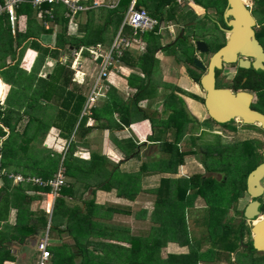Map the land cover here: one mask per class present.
<instances>
[{"label": "trees", "instance_id": "16d2710c", "mask_svg": "<svg viewBox=\"0 0 264 264\" xmlns=\"http://www.w3.org/2000/svg\"><path fill=\"white\" fill-rule=\"evenodd\" d=\"M30 1L24 0L15 9L17 15H24L27 18L26 28L24 30L18 28L15 35H11L7 15L0 17V78L11 87L5 100L7 107L0 106L1 166L7 170L12 169L15 173L46 179L62 165L65 168L66 183L61 187L49 216L44 208H41L40 203L44 202L38 195L47 193L49 189L35 185H12L6 177H0L2 180L0 264L9 260L7 249L11 243H24L29 235L40 239L44 236V230L48 225V236L52 229L59 230L58 226L62 222L54 225L55 216H60L65 221L63 232L71 235L77 223H81L77 233L85 239L80 240L78 234L72 235L78 250L77 254L81 258L78 264H213L218 259L223 260L221 264H264V253L257 252L252 247L251 232L250 228L245 226L243 211H235L237 217H234L238 218L237 229L230 223L234 217L226 215V206L241 197L245 191L246 175L261 161V155L256 156V152L248 154V157L243 156L244 158L240 153L243 165L247 166L240 172L242 177L240 183L227 182V178L219 183L224 187L231 184L229 192H225L224 189L216 190L213 178H202L198 175L178 179L160 177L159 181L150 180L149 191L154 199L153 208L150 213L141 211V217L137 222L142 225L139 226L138 235L133 237H129L122 229L114 228L108 221L112 217L111 214L129 215V211L121 207L97 206L101 208V211L98 212L97 208L95 213V209H92L94 203L88 201L89 199L84 201L83 209L80 206L67 207L65 198L74 196L77 183L84 190L94 185L91 188V195L96 188L110 190L107 184L116 178V170L122 162L114 164L106 155H95L93 152L88 161L75 157L76 147L80 144L87 146L85 138L91 131L102 128L111 133L122 132L134 122L148 121L151 129L148 141L157 143L155 147H158L159 151L166 152L167 158H155L145 162L140 170L149 175L159 173L169 176V174H175L176 168L184 163V157L191 154L190 151L180 150L178 145L184 135L190 131L191 127L188 128V126L191 121L183 109L182 98L174 92L180 90H174L170 84L157 83L153 77L158 64L156 52L162 50L165 52V57L175 54V51L172 53L169 50V46L162 47L159 36L153 32L143 33L138 37L145 43V50L138 55L126 48L122 49L120 56L114 54L119 62L131 70L127 75H118L120 80L131 89L125 99L109 83L103 86L106 89V99L99 103L86 104L87 98L82 93L85 91L82 86L79 89H69L73 77L70 63H62L58 58L62 54L68 57L71 50H78L81 47H83L81 54L89 56V46L104 45L103 43L107 42L105 35L109 36L108 41L111 39L113 41L122 25L130 0L124 1V8H126L124 11L120 7V2L114 9H92L79 14L76 18L78 33L75 35L69 33L68 20L64 18L63 7L57 5L54 7L51 19L59 26L60 32L54 34L55 41L52 47H44L40 43L41 37L52 31L44 29L40 21H36L37 11L32 8ZM170 4H177V0H147L145 8L152 17L160 20L162 17L159 18L158 12L162 8L166 9V6ZM48 7L44 6V8ZM171 16L170 13H166L163 18H171ZM122 34L128 38L132 36L130 28L125 26L122 27ZM262 34L264 37V33ZM26 48H31L38 53L34 68L30 72L20 68L19 64ZM47 57L55 60V66L51 73L43 74V77L36 79L40 67L47 65ZM8 59L9 62H7ZM180 62V58L174 56L172 63L179 65ZM252 88L256 90L264 103V74ZM12 90L21 93L18 96L19 100H12V97L10 98L12 102L9 100ZM158 92L161 96H158ZM4 94L5 85L0 79V100ZM142 102L146 103L145 106L141 105ZM160 104L162 109L158 110ZM49 108L56 111L49 116L50 122L44 124L45 114ZM25 117H27V124L20 131L17 129L18 124ZM88 120H93L95 124L87 125ZM51 125L59 131L58 135L67 144L65 152H55L43 147V140ZM4 128L8 130V133L4 131ZM113 144L124 154L125 160L135 155L137 157L138 149L143 146L142 142L137 145L131 137L115 139ZM151 147L153 153L154 144ZM209 152L211 151H207L206 154H210ZM107 165H110V168H107ZM203 165L209 167L204 163ZM137 172L140 173L139 170ZM91 174L96 176L93 180L95 184H90L85 179L86 175ZM98 174L100 177L97 176ZM124 176V181H121L120 185L124 184L127 189L116 191L120 197L124 196L132 200L138 188L137 175L124 174ZM69 178L74 179L75 183L68 182ZM197 197L203 198L208 204L206 209L200 211L202 212L199 216L200 226L202 223L208 231V242L217 241V247H219L217 250L211 247L202 249L203 242L197 238L193 240L191 237V227L197 219L194 216L192 218L188 213ZM80 200H82L81 197ZM34 201L37 204L31 209ZM103 209L104 214H102ZM11 212H14L13 224L9 221ZM261 214H264V206ZM72 223L74 226H70ZM147 226L149 230L145 237ZM58 233L62 235V230ZM246 234L249 240L243 243ZM108 235L115 237L117 242H126L129 246L90 240V238H108ZM170 243L179 246L181 252L162 256L161 250ZM61 246L66 247L65 244ZM240 246L241 251L237 253L239 257L236 261H231L230 253ZM92 247L95 251H91ZM100 247L102 250L98 253L97 249ZM219 251L222 255L218 253ZM53 254L55 256V253Z\"/></svg>", "mask_w": 264, "mask_h": 264}, {"label": "rangeland", "instance_id": "374dc122", "mask_svg": "<svg viewBox=\"0 0 264 264\" xmlns=\"http://www.w3.org/2000/svg\"><path fill=\"white\" fill-rule=\"evenodd\" d=\"M104 1H106V0H104ZM124 1L125 0H122L121 1V4H120V7H122L123 11L126 9V8H124L125 7V2ZM146 1L147 0H139L137 6H140V7H144L145 8ZM175 6H177V5H175ZM21 17H24L26 19V16H24V15H21ZM165 20H168V19H165ZM172 20H173L172 18H169V21L171 22V25H173ZM21 21L22 22L20 24H21V28H22L23 27L22 24H23L24 20L21 18ZM167 26H168V24L165 23L164 29H161V30L157 29V34L158 35H156V36H159V39H160L159 42H160L161 46H164V45L170 43L172 41V38L174 37L173 35H170V32L172 31V33H173V31H174V27L172 29H170V28H167ZM205 26H206V22H200L197 26L194 27L195 28L194 30H196V33H199L201 35L204 34V33H208V34H211L212 36L216 37L213 33L216 32V31H218V30L217 29H214V28H210L209 26H206V27ZM211 27H212V25H211ZM188 32L189 31L186 30V35H190V33H188ZM148 33H151V32H148ZM111 41H112V39H111ZM206 42L209 45H211L212 42H213V40H209L208 39ZM133 43L134 44H131L130 46L134 47V48L131 49V51L135 55H138L139 50L140 51L141 50L144 51L142 49L143 45L141 43H138L136 41H134ZM109 44L110 43L108 41V45L107 46H109ZM174 46H176L175 49H173ZM185 47H187V42L186 41H180L178 43H175L173 46L171 45V47L169 48V50L172 53H174V51H175V53L178 52L181 55L180 51H182ZM102 50L104 51L106 49H102ZM78 56H79V54H77L76 57H78ZM79 62H80V59H79ZM79 62H77L74 66H75V69L77 70V74L80 75L79 78H78V82H80V84H82L84 82V79L83 78H84V73L86 71L84 72L83 70H81L79 68L80 67V65H78ZM83 65H84V67H86V64L84 62H83ZM100 65L101 64H99V65L97 64L96 67L94 68V70H91V67H89V65L87 66L86 76L89 77L90 82H91V85L93 84V82L95 81V79L98 78V75H100V73H99V71H100ZM169 66H171V64H170V62H167V59L166 58H164V60H162V61L158 59V64H157V66L155 68V75H153L154 79L157 82H158V79H160V77L163 76L161 74V72L164 71ZM171 69H172L173 73H175V71L177 72L174 64H172V68ZM170 72H171V70H167L164 73L169 74ZM109 77H111V75ZM86 84L88 85V83H86ZM197 94H198V92H197ZM98 95H99L98 93L97 94H94L93 91H91L90 95L88 96L87 103L88 102H90V103L95 102ZM158 96H161V93L160 92H158ZM188 108L191 109L193 111V113H195L197 116L200 115V113H201V110H200L201 107L197 103L195 104L193 101H189ZM203 116H204V114H202V117ZM88 121L91 122V125L92 124L93 125L95 124V122H93L91 120H88ZM197 126L198 125H196V127ZM136 128H137L136 126H134V128H132V126L130 128V126H129L126 129V131H124V133L121 134V136H126L127 135L128 137H131L134 141L137 142V145H140L141 142H142V144H144L143 142H145V141H147V143H148V139L147 140L146 139H143L141 141L139 140V137H138L139 136L138 135L139 133L136 132V130H137ZM213 130H216L220 134L224 135L221 138L222 140H225L224 142H229L230 139L245 138L247 135H250V133L242 132V131H238L235 134L229 133V132H226V131H222L221 128H219L215 124H213ZM100 135H102L101 132L94 130V132H92V133L89 134V136H88L89 138L87 140V143H88L89 139H90V142H91L92 139H95V138L98 139V137H100ZM254 135H256V137H260L258 134H254ZM254 135L251 136V137H254ZM259 139L264 140V136H262ZM57 140L58 139H56V141ZM189 140L190 139L188 137H186L184 139L182 138L180 140L179 148L182 149L183 151H188L191 148L190 147L191 143L193 144V142H190ZM191 141H193V140L191 139ZM194 141H195V139H194ZM198 141H199L200 144L202 142V144H201L202 146L201 147H194L193 148V150L196 152L195 155H190L189 154V155H186L184 157V163L176 168L175 174H172V175L169 174V176H168V175H163V174L159 175V173H158L157 176H155L154 178L156 179V181H158L159 177H171L170 179H178V178H181V177H189L193 173H201V172L204 171V176L205 177L213 176L216 180H218V181L215 180V182H214V187H215L216 190L224 189L225 192H229L231 190V187H232L231 184H230V186H227L226 185V187H224L223 185L219 184L220 183L219 181H222L224 179V177H226L227 178V182L230 181L231 183L232 182L233 183H236V184L239 183V181H240V172H241V170H243V168H246L247 167V166H244L245 164L243 165L242 158H244V157L240 158V153H243L242 146L237 145L235 147H232L231 146V147H228V148H224L223 149V152L225 153V155H224L223 152H222V150H219V148H220V147H218L219 145L216 146L217 143H218V140L216 138H214L210 142L211 148L210 149L209 148H206V151H209V150L213 149L214 146H216L217 148L215 147L214 150L221 151L222 154L218 155L217 157L209 156L208 158L204 159L203 160V163L206 164L207 166H209L208 168L207 167L205 168V165H202L201 164V161H202L201 159L204 158L203 157L204 155L202 154V151H204V148H205L204 147V144L206 142H204L202 139L201 140H198ZM219 142H220V144H222L221 141H219ZM104 144H105L104 141H102V146L101 147H105ZM98 145L100 146V143ZM97 147L98 146L95 145V144L93 145L92 148H88L87 147L88 149H86L84 147H80V146L78 148L76 147V152L74 153V155L75 156H79L81 158L89 159V157H90L89 154H90L91 150L93 152L94 151H98V150H96ZM50 149L53 150V151H57V152H61L62 153L63 151L64 152L66 151L67 144H65L63 141L62 142L57 141L55 144H50ZM112 150L110 151V154L108 153V155H112V157H114L115 160L122 159L120 156H118L116 154V152H115L114 149H112ZM150 150H151V148H149L146 151L144 150L143 151L144 153L142 152L143 155H146L145 162H148L150 160L155 159V157L152 155V151H150ZM209 153L212 154L213 151H211ZM230 154H232V156ZM117 156L119 158H117ZM135 160H136V155L133 156V157L128 158V163H126V164L124 163L125 165L123 167L121 165L118 166V169L116 170L117 171L116 178H113L111 180V182L107 184V186L109 185V188H111L110 190L103 189V188H96L95 187L96 190H94L93 195H91V193H89V192H91V188L94 185L88 187L87 190H84L83 188L78 187L81 190L77 191L76 192L77 194L75 196L76 197H81V199H82V196H84V194H88V196H90V198H89L88 201H90L92 203H96V205L93 204V207H92L93 210L95 209V213H97V208H98V212L101 211V208L100 207H97V206H102V207H106V208L107 207L127 208L128 206H126V205L123 206V204L121 205V204H118L116 202H113L114 200L111 201V199H116V197H117V195L114 192V190H118V189L119 190L120 189L126 190L127 189L124 186V184H121L120 185V182L121 181H124L125 176H119V174H127V175H132V176L139 174L137 172L138 170H134ZM118 163H120V161L119 162H114V164H118ZM156 166H157V164H156ZM107 168H110V165H107ZM215 171H218L219 173H217ZM94 175L93 174L88 175V176L86 175L85 176V179L90 184H92L94 178L96 177ZM97 176L100 177L99 174ZM147 176L150 177L149 174H147ZM67 181L70 182V183H73V184L75 183V180L72 179V178L67 179ZM77 184L79 185V183H77ZM93 184H95V182ZM137 186H139V185L137 184ZM112 191H113V194H112ZM222 192H223V190H222ZM31 193H33V192H31ZM146 193H147V191H146ZM38 195H40L42 198L44 196L43 194H38ZM118 196H120V195H118ZM66 198H67V202L70 204V205L66 204L67 207H72L74 204L81 205V202H78L77 199H75V198H74L75 200L74 199H71V197H66ZM117 198L119 200H121L123 198V196L117 197ZM124 200L127 203H128V201H130L128 198H125ZM249 200H250L249 197L243 196L238 201H236L234 204L233 203L232 204L233 205H236V210L240 211ZM263 200H264V196H263ZM146 201L147 202H145V204L143 206H142V202L143 201L137 200V202H132V204L130 206V209L132 210V215L131 216H128L127 217L125 215H119V214H116L115 215V214H111L112 217L109 218L108 221H110V223L113 224L114 228L122 229V231H126L125 234H128L129 237H133L134 235H138V233H139V226L141 227V225H142V224H138V222H137L139 220L138 214L139 215L141 214L140 213V209H143V208L147 207V209L145 208L146 209V213H150V210L152 209V207H150L151 206L150 203H152L153 201H152V197L150 196V194L147 195ZM36 204H37L36 201H34L32 203V207H35ZM225 204L226 203H224V205ZM232 204H231V206H232ZM40 205H41V203H40ZM119 205H121V206H119ZM207 206H208V204L203 200V198L197 197L193 201V204L190 207V209L188 208L189 209L188 215L190 216V214H191L192 218L194 216L195 219H197V221H194V223L192 224V227H191V237H192L193 240H196V238H197V239L201 240V242H203L201 244L202 249H206L207 247H211V248L217 250V248H219V247H217V244H218L217 241H212L211 243L208 242V231L202 226V223H201V226H200L199 216L201 215L200 213H202L200 211L206 209ZM41 208H44V210H45L46 209L45 204H42L41 205ZM233 209H234V207L231 208L230 210H226L227 217H234V216H236L235 215V211L236 210H233ZM104 213H105V211L103 209L102 210V214H104ZM262 215H264V214H262ZM236 217H234L233 220L231 219L230 223L232 225H234L235 228L237 229L238 218H236ZM57 222L58 223L59 222L64 223V221L62 220V218L60 216H55L54 217L53 224L55 225ZM70 226H74V224L72 223ZM80 226H81V223L80 222L77 223V225L73 228V233H75L76 235L78 234V238L80 240H82V238L84 236H82L79 233H77L78 228ZM245 226L251 228L252 222L251 221H249V222L246 221L245 222ZM148 230H149V228L147 226V228L145 230L146 231V234H144L145 237H146V235L148 233ZM53 232H56V231L53 230V229L51 230V235L49 236V242H50V244H52V246H53L52 247L53 253H55L56 255H55V262L53 263L52 262L53 259H52L51 262H50V264H71V262H72V256H71L70 252L67 250L68 247L67 246L66 247L61 246L60 238L59 237H54L53 236ZM108 234L109 235H112V233H110V232H108ZM109 235H108V238L107 237L99 238V241H97V242L109 243V244H121L123 246H129V245L126 244V242L125 243H123L121 241L120 242H117V240H115L116 239L115 237H111ZM93 239L94 238H90L91 241ZM248 240H249V237L246 234L245 237H244V239H243V243L247 242ZM69 241L71 243H73L71 239ZM71 243L69 244V246L72 249L74 246H72ZM76 250H77V248L74 249V251H76ZM97 250H98V253H99V252H101L102 248L100 247ZM91 251H95V248L92 247L91 248ZM240 251L241 250L237 249V250H234L233 253H230V255H231V257H230L231 258V261H234V260L236 261L237 260V258L239 257V256H237L238 255L237 253L238 252L240 253ZM167 253L179 254L180 251H179V249H177V245H175V244H172L171 245L170 244L168 246L163 247V249L161 250V255L162 256H166ZM218 253L222 255V252L221 251H219ZM67 255H68V257H67ZM222 261L218 259V260L214 261L213 264H221Z\"/></svg>", "mask_w": 264, "mask_h": 264}, {"label": "flooded vegetation", "instance_id": "af4514ba", "mask_svg": "<svg viewBox=\"0 0 264 264\" xmlns=\"http://www.w3.org/2000/svg\"><path fill=\"white\" fill-rule=\"evenodd\" d=\"M175 5L170 4L166 6V9L162 8L158 12L159 18L160 17L162 18L160 20L158 19V21L160 23V26L163 27V29H164L165 23L168 24L167 28L172 29L174 27L173 33L172 31L170 32V35L174 36L172 38V41L164 46L171 47V45L173 46L175 43H178L180 41L187 42V47H185L182 51H180L181 55L178 52H176L173 56H170V57H171V60H174V56H177L180 58L181 62L179 63V65H181L184 68L183 72L185 73V76L189 84L187 90H185V88H182L180 85L179 86L177 85L179 87L178 90L180 89L181 90L179 92L175 91V94L178 93L176 95L179 97L181 96L179 94H182L183 97L187 98V100L193 101L195 104L197 103L201 107L200 109L201 113L200 115L197 116L195 113H193L191 109L188 108V104L186 100H184L183 97H180L182 98L184 102L183 109L191 121L190 125L188 126V128L191 127V129L183 137V139L188 137L190 139L189 141L193 142V144L191 143L190 145L191 150L190 149L188 150L191 153L190 155L196 154L193 148L201 147L202 142L200 144L198 140L202 139L204 142H206L204 144V147H205L204 151H202V154L204 155L203 156L204 158L201 159L202 165H203V160L208 158L209 156L217 157L218 155L222 154L224 148H228L231 146L235 147L237 145L242 146V149H243L242 157L243 156L248 157V154L256 152L257 153L255 154L256 156H258V154L261 155L260 163H262L263 162V151H264V140L259 139V138L264 136V131L261 129L260 125L259 124H244L242 120L238 118H233L224 124H218L209 117L208 112L205 108V104H204L206 92L204 91L201 85V79L205 74H207L211 57L216 52L221 51V49L225 47L229 49L228 41L231 36V31L233 30L229 22L233 20V17L227 14V11L231 8V6L228 3V0H177V4ZM243 5L246 7V9L249 11L250 15L254 19V25L251 26V29L253 31L254 37L256 38V40L258 41V43L260 44L264 52V37L262 36L263 35L262 33H264V0H243ZM166 13H170L172 15L171 18L173 19L172 20L173 25H171L169 18H163ZM165 19H168V20H165ZM200 22H206V26L217 29L218 31L213 33L216 37L208 33H204L202 35L199 33H196V30H194L195 29L194 27L197 26ZM186 30L189 31L188 33H190V35H186ZM208 39L213 40L211 45H209L206 42ZM246 47L250 48L248 44ZM174 48H176V46ZM233 56H234V59L232 61H225L222 54H219L217 56V57H220L219 59L220 67L219 68L214 67V86L215 88H226L232 91L234 94L238 91H245L247 93H250L252 95L250 107L253 110H256L264 114L263 100L261 99L259 94L256 92V90L252 88L253 86L256 85L258 81H260V78L264 74L263 73L264 71L254 70L252 68L251 65L253 61L255 60L253 56H250V55L242 56L240 53H236V55H233ZM195 59H197L203 65L204 70L199 68L194 63ZM240 59L249 61L250 63L249 68L240 67V64H239ZM202 114H204L203 117H202ZM213 124L221 128L222 131H226V132L233 133V134H235L238 131H242V132L250 133V135H247L245 138L230 139L229 142H224L225 140L221 139L224 135L220 134L216 130H213ZM196 125L198 126L196 127ZM252 134L253 135L258 134L260 137H256V135H254V137H251L253 136ZM214 138L218 140V143L216 146L219 145L218 147L221 148V149L219 148V150H222V152L214 150V148L216 147L214 146L213 149L209 150V151H213V153L206 154L207 152L206 148H209V149L211 148L210 142ZM191 139L193 141H191ZM219 141H221L222 144H220ZM178 145H180V142ZM223 154L225 155L224 152ZM260 163H258L257 165H259ZM215 172L219 173L218 171H215ZM248 174L246 175V178H245V191L242 193L241 197H239L235 201H231L230 205L226 206L227 210H230L233 207H234L233 210H236V205H233V204L236 201H238L240 198H242L243 196L249 197V195L247 194ZM194 175L201 176L202 178H213L214 180H216L213 176L205 177L204 171L201 173H193L191 176H194ZM225 178L226 177H224V179ZM240 178H242L241 173H240ZM260 183L263 186V193L260 195V197L257 200L260 203L259 211L261 212L264 206V200H263L264 178L261 180ZM250 201H253V199L250 198V200L244 205V207L240 211H244L246 205ZM242 246L247 247L244 244H242ZM238 249L240 250L241 246Z\"/></svg>", "mask_w": 264, "mask_h": 264}, {"label": "crops", "instance_id": "0c3cea01", "mask_svg": "<svg viewBox=\"0 0 264 264\" xmlns=\"http://www.w3.org/2000/svg\"><path fill=\"white\" fill-rule=\"evenodd\" d=\"M103 9H108V8H103ZM95 10H99V9H95ZM46 20L48 21V26H49V28L48 29H50L51 31H52V33H49V34H47V35H43L42 37H41V39H40V43H41V45L42 46H44V47H52V45H53V43H54V41H55V35L54 34H57V33H59L60 32V28H59V26H57L55 23H53L52 22V20H49L48 18H46ZM36 21H40V17H38L37 16V19H36ZM20 22H22L21 20H20ZM40 23H41V21H40ZM43 26V25H42ZM26 28V21H25V25H23V27L21 28V24L19 23V30H24ZM45 29V28H44ZM69 33L71 34V35H75L76 33H78V26L77 27H75L74 29H73V32H70L69 31ZM156 35H158L157 33H156ZM140 36V35H139ZM138 36V37H139ZM105 38H106V40H107V42L106 43H103L104 45H102L103 46V48L104 49H108V47L110 46V44H111V40H109V46H107L108 45V39H109V36L108 35H105ZM135 41L136 42H138V43H141L142 45H143V47H142V49L143 50H145L144 48H145V43L142 41V40H138V39H135ZM142 41V42H141ZM134 42V41H133ZM132 42V44H134ZM90 47H92V46H89V48ZM132 48H134V47H130V49H129V51L130 52H132L131 51V49ZM141 52H143L142 50L140 51L139 50V52H138V54L139 53H141ZM77 50H71V52L69 53V55H68V57H66V55L65 54H62L59 58H58V60L60 61V62H62V63H67V64H69L70 63V69L72 70V72H73V77H72V79H71V81H72V84H70V86H69V89H73V88H76V89H79V88H81V86L82 87H84V89H85V91L84 92H82V93H84V95L86 96V98H87V100H88V96L90 95V93H91V91H93L94 90V93L95 94H99L98 96H97V98H96V101H95V103H99L100 101H104V99H106V89H104V84L105 83H109V84H111V85H113L117 90H118V92L120 93V95L125 99L128 95V93L131 91V89H130V87H127L126 86V83H123V81L122 80H120V78H119V76L118 75H120V74H124V75H127V74H129L130 72H131V70L130 69H128L125 65H123L121 62H119L118 63V65H117V67L116 68H114L112 71H110L109 73H108V75H107V78L105 77V78H103V79H101L100 81H99V83L96 85L95 83L97 82V80L98 79H100L99 78V75H98V78L97 79H95V81L93 82V84L91 85V82H90V79H89V77H87L86 76V72H87V66L89 65V67H91V70H94V68L96 67V65H97V62H93V60L92 59H90L89 58V56L87 55V56H83L82 54H80L79 53V56L78 57H76L77 56ZM162 53V54H161ZM165 54L161 51V50H159L158 52H156V58H158L159 60H164V58H166L167 59V62H170V64H171V66H169V67H167L164 71H162L161 72V74L163 75L162 77H160V79H158V82L157 83H164V84H170L171 85V87H173L174 88V90H177L179 87V85L182 87V88H185V90H187L188 89V86H189V84H188V81H187V78H186V76H185V73L183 72V67L181 66V65H174L175 66V68H176V70H177V72L175 71V73H173V71H172V60H171V57H169V58H167V57H165L164 56ZM37 56H38V53L36 52V51H34L33 49H31V48H26L25 50H24V52H23V55H22V58H21V60H20V68H23V69H25L26 70V72H30L31 71V69L32 68H34L33 67V65H34V63H35V60H36V58H37ZM72 57V58H71ZM47 59V65H42L41 67H40V69L38 70V76H37V78L36 79H40V77H43L44 75L43 74H49V73H51L52 72V70H53V67L55 66L54 64H55V60H52L50 57H47L46 58ZM79 59H80V62H79ZM7 62H9V59L7 60ZM77 62H79L78 63V65H80V69L81 70H83L85 73H84V82L82 83V84H80V82H78V78H79V76L80 75H78L77 74V70L75 69V64L77 63ZM83 62L86 64V67H84V65H83ZM100 64V63H99ZM98 64V65H99ZM167 70H171V72L169 73V74H167V73H164L165 71H167ZM99 73H100V71H99ZM111 75V77H109ZM1 79V81L3 82V84L5 85V94H4V96H3V98L0 100V106L1 107H3V108H6L7 107V104H6V102H5V100H6V97H7V95H8V93H9V90H10V85L9 84H7V83H5L3 80H2V78H0ZM23 81H25V80H23ZM23 81H21V82H23ZM34 83L36 82V80L35 81H33ZM86 83H88V85L86 84ZM94 85H96V86H94ZM178 85V86H177ZM181 90V89H180ZM14 91L15 90H12V92L10 93V97H9V100L11 101V97H12V100H19V95L21 94V93H19V92H17V91H15V93H14ZM175 92V91H174ZM122 93H125V94H122ZM176 94H178V93H176ZM179 95H181L180 97H183V95L182 94H179ZM184 98V100H186V102H187V104L189 103V100H187V98L186 97H183ZM8 100V101H9ZM12 102V101H11ZM92 103H94V102H92ZM86 104H87V101H86ZM85 104V105H86ZM145 102H142L141 103V105H143V106H145ZM15 106H17V105H15ZM15 106H13V108L15 107ZM91 106V105H90ZM160 106V107H159ZM158 106V110H161L162 108V105L160 104ZM12 108V109H13ZM89 110V109H88ZM55 109H52V108H49V110H48V112H47V114H45L46 115V118L44 119V124H48L49 122H50V118H49V116H51V115H53V113H55ZM91 121H93V120H91ZM94 122V121H93ZM27 124V117H25L24 119H22V121H21V123H19L18 124V130H20L21 131V129L25 126ZM87 125H89V126H91V122H89V121H87ZM93 125V124H92ZM30 126H31V124H30ZM131 126H132V128H134V126H136L137 128V130H136V132H138L139 134V140L141 141V140H143V139H148V136L149 135H151V129H150V125H149V123H148V121H146V120H143V121H138V122H134L133 124H131L130 125V128H131ZM126 129L127 128H125L122 132L120 131V132H112L111 133V131H108V130H103L102 128H98V129H94L95 131H99V132H101L102 133V135H100V137H98V139H92L91 140V142H90V139H89V141H88V143H87V140H88V136L85 138V140H86V143H87V146H83L82 144H80L79 146L80 147H84V148H86V149H88V148H92L93 147V145L95 144V145H97L98 147H97V149L96 150H98V151H92L91 150V152H90V154H89V156L91 157V153L93 152L95 155H106L107 157H108V159L111 161V162H121V166L123 167L126 163H128V160H125L124 159V154L123 153H121L118 149H117V147L113 144V142H114V140L115 139H122V138H129L127 135L126 136H121V134L122 133H124V131H126ZM142 129V130H141ZM94 130L93 131H91V133L92 132H94ZM4 131L6 132V133H8V130L6 129V128H4ZM58 130L56 129V128H54L52 125L49 127V130H48V133H47V135L45 136V138H44V140H43V143H42V145H43V147H46L47 149H50V144H55L57 141H60V142H64V139H62L59 135H58ZM120 134V135H119ZM58 137V138H57ZM4 139V138H3ZM56 139H58L57 141H56ZM1 141H2V139H1ZM1 141H0V143H1ZM102 141H104V145H105V147H101L102 146ZM77 142V141H76ZM91 143V144H90ZM100 143V146L98 145ZM144 144H143V146H141L139 149H138V156L136 157V160H135V167H134V170H139V174L137 175V179H138V188L136 189V194H135V197L133 198V200H130L129 198V200L130 201H128V203L124 200L125 199V197L123 196V198L121 199V200H119L117 197H120V196H118V194H117V191L116 190H114V192L116 193V195H117V197H116V199H111V201L112 200H114L113 202H116V203H118V204H123V206L124 205H126V206H128L127 208H122V209H124L125 211H129V215H125V216H131L132 215V210L130 209V206H131V204H132V202H137V200H140V201H143L142 202V206L145 204V202H147L146 201V198H147V195H149L150 194V196H151V193H150V191H149V189H151L150 188V185H151V183H149V181L150 180H156L154 177L155 176H157V174H151L150 175V177H148L147 176V173H145V172H142L141 173V165L143 164V163H145V158H146V155H143L142 154V152L145 150H148L149 148H151V150L150 151H152L153 150V148L151 147V145H153L154 144V152L152 153V155L156 158V159H166L167 158V154H166V152H163V151H159V150H157L158 149V147H155L156 146V144L157 143H152V142H149L148 141V143H147V141H145V142H143ZM146 143V144H145ZM78 146V147H79ZM77 147V148H78ZM88 147V148H87ZM99 148V149H98ZM112 149H114L115 150V152H116V154L118 155V156H120L122 159H119V160H115V158L114 157H112V155H108V153L110 154V151L112 150ZM113 151V150H112ZM55 152H57V151H55ZM78 152V151H77ZM144 153V152H143ZM117 156V158H119ZM75 157H77V158H79V159H82V160H85V161H88L89 159H85V158H81V157H79V156H75ZM89 157V158H90ZM127 161V162H126ZM125 163V164H124ZM12 170V169H11ZM12 171H14V170H12ZM125 175H127V174H125ZM159 175H161V174H159ZM158 175V176H159ZM33 176V175H32ZM122 176H124V174H122ZM152 177H153V179H152ZM159 179H160V177H159ZM159 179H158V181H159ZM2 180L0 179V186H1V182ZM80 185H76V191L74 192V196L73 197H71V199H77V201L78 202H81V205H79V204H74L72 207H74V206H80L82 209L84 208V201H86L87 199H89L90 198V196H88V194H84V196H82L83 198H82V200H80V197H76L75 195L77 194L76 192L77 191H79V190H81L80 188H78ZM146 191H147V193H146ZM89 193H91L92 194V191L91 192H89ZM112 194H113V191H112ZM67 197H69V196H67ZM42 198V197H41ZM74 199V200H75ZM152 201L154 202V200H153V198H152ZM151 201V202H152ZM42 202H44L43 204H45V201H44V196H43V198H42ZM65 202H66V204H68V205H70L68 202H67V198H65ZM153 202L152 203H150V207H152L153 208ZM125 203V204H124ZM95 205H96V203H94ZM42 205V204H41ZM99 205V204H98ZM121 205H119V206H121ZM145 207V206H144ZM32 208H34V207H32L31 206V209ZM146 209H147V207H145ZM145 208H143V209H140V213H141V211L143 212V211H146V209ZM116 215V214H115ZM120 215V214H119ZM138 217H141L139 214H138ZM13 220H14V212H11V215H10V223L11 224H13L14 222H13ZM61 225H59L58 226V228H59V230H62V235L60 234V233H58V231L59 230H57L56 232H53V236L54 237H59L60 238V242H61V244H65L67 247H68V251L70 252V254H71V256L73 257V263L72 264H78L79 262H80V257L78 256L79 254H77V251L78 250H76V251H74V249L76 248V246L74 245V238H73V234H75V233H73L72 235L71 234H69V233H67V232H63V228H64V224H65V221H64V223H60ZM45 231V230H44ZM44 231H43V233H44ZM50 235H51V232H50ZM72 240V242L73 243H71L69 240ZM83 240L85 239V238H82ZM39 239L38 238H35L34 236H32V235H29V236H27V238H26V240H25V242L24 243H18V242H14L13 244L11 243L10 245H9V247H8V252H7V254H8V259L9 260H5L4 261V263L3 264H33L34 263V261L36 260V256H37V250H36V242L38 241ZM93 241H99V239H96V238H94L93 239ZM72 244V246H74L72 249H71V247L69 246V244ZM171 245H172V243H170ZM169 244V245H170ZM176 245V244H175ZM168 246V245H167ZM52 244L50 245V248H51V253H52V259H53V263L55 262V256H54V254H53V250H52ZM177 249H179V251L181 252V248L179 247V246H177ZM168 254V253H167ZM56 255V254H55ZM67 257H68V255H67Z\"/></svg>", "mask_w": 264, "mask_h": 264}, {"label": "built area", "instance_id": "2783aa9c", "mask_svg": "<svg viewBox=\"0 0 264 264\" xmlns=\"http://www.w3.org/2000/svg\"><path fill=\"white\" fill-rule=\"evenodd\" d=\"M139 0H130L128 8L125 12L124 20L119 29V32L115 36L107 51H103L99 44L96 48L90 50V55L93 61L101 58V69L99 78L107 77L108 73L117 67L119 61L114 57L122 54L123 48H130L135 37L139 34L146 32H155L156 29H163L157 18L152 17L146 8L138 7ZM24 0H2L0 1V17L7 15L10 26L11 35H15L19 28L21 18L26 19L16 14L15 9L19 7ZM121 0H31L32 8L37 11V16L40 17L41 24L45 29H48V21L52 20L54 7L60 5L64 9V18H66L69 31L73 32V29L77 27L76 18L79 14H84L92 9H114L118 6ZM44 6L48 8H44ZM47 16V17H46ZM126 26L131 29L132 37L129 39L122 34V27ZM157 33V32H155ZM98 84V81L96 85ZM95 85V86H96ZM94 93V90H93ZM95 94V93H94ZM89 103V102H88ZM2 154L0 153V177H6L11 181L13 185H35L49 189L47 193H43L45 201V212L52 213L54 201L58 196V193L62 186L66 183L65 168L60 165L57 171L53 172L48 178L42 179L37 176L23 175L21 173H15L12 170L4 169L1 166ZM49 225L45 229L44 236L40 238L36 243L37 256L33 264H50L52 260V254L50 251V242L48 236Z\"/></svg>", "mask_w": 264, "mask_h": 264}, {"label": "water", "instance_id": "95a60500", "mask_svg": "<svg viewBox=\"0 0 264 264\" xmlns=\"http://www.w3.org/2000/svg\"><path fill=\"white\" fill-rule=\"evenodd\" d=\"M228 3L231 8L227 14L233 17V20L229 22L233 28L228 41L229 49L225 47L211 57L207 74L201 79V85L206 92L205 108L209 117L218 124H224L233 118H238L244 124H259L264 131V114L250 107L252 99L250 93L238 91L234 94L229 89L215 88L214 86V67H220V57H217L219 54H222L225 61H232L233 55L236 53H240L242 56H253L255 60L251 65L252 68L264 71V52L251 29V26L254 25V19L243 5V0H228ZM247 44L250 48L246 47ZM99 63H101V57L97 60V64ZM194 63L204 70L203 65L197 59L194 60ZM239 64L243 68L250 66L249 61L244 59H240ZM263 178L264 151L263 162L257 165L247 176V194L253 201H250L243 211L245 221L252 222L250 229L252 247L261 253H264V215L259 211L260 203L257 199L263 193V186L260 183ZM259 217L262 219L254 224V220Z\"/></svg>", "mask_w": 264, "mask_h": 264}, {"label": "clouds", "instance_id": "9594fccd", "mask_svg": "<svg viewBox=\"0 0 264 264\" xmlns=\"http://www.w3.org/2000/svg\"><path fill=\"white\" fill-rule=\"evenodd\" d=\"M19 16H20V15H19ZM124 16H125V15H124ZM26 20H27V18H26ZM123 20H124V19H123ZM125 27H126V26H125ZM130 31H131V29H130ZM118 32H119V31H118ZM131 32H132V31H131ZM146 33H147V32H146ZM153 33H155V32H153ZM139 35H140V34H139ZM139 35H137V36L135 37V38L138 39V40H139V38H138ZM131 37H132V36H131ZM131 37H130V38H131ZM127 38H128V37H127ZM130 38H129V39H130ZM113 40H114V39H113ZM112 42H113V41H112ZM112 42H111V43H112ZM96 45H97V44H96ZM96 45H95V47H90V48L88 49V53H89V58H90V59H92V58H91V55H90V52H89V51L92 50V49H94V48H96ZM99 45H100L101 49H104V48L102 47L101 44H99ZM110 45H111V44H110ZM109 47H110V46H109ZM109 47H108V49H109ZM108 49H106V50H104V51H107ZM126 49L129 50L130 48H126ZM82 50H83V47L79 48V49L77 50V52H78L77 54H79V53L81 54ZM99 58H100V57H99ZM101 58H102V57H101ZM93 62H97V60H96V61H93ZM100 64H101V63H100ZM100 69H101V66H100ZM101 79H103V78H100V79L97 80L98 83H99V81H100Z\"/></svg>", "mask_w": 264, "mask_h": 264}, {"label": "bare ground", "instance_id": "6f19581e", "mask_svg": "<svg viewBox=\"0 0 264 264\" xmlns=\"http://www.w3.org/2000/svg\"><path fill=\"white\" fill-rule=\"evenodd\" d=\"M96 102H97V101H96ZM88 107H89V106H88ZM95 107H96V106H95ZM83 112H84V111H83ZM90 115H91V114H90ZM88 116H89V115H88ZM261 219H262V217H259V218H257V220H254L253 223L255 224V223H257L258 221H260Z\"/></svg>", "mask_w": 264, "mask_h": 264}]
</instances>
